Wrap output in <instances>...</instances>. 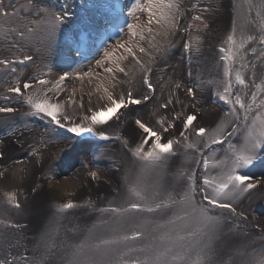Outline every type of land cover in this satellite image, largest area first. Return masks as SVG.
<instances>
[{"label": "snow or ice", "instance_id": "obj_1", "mask_svg": "<svg viewBox=\"0 0 264 264\" xmlns=\"http://www.w3.org/2000/svg\"><path fill=\"white\" fill-rule=\"evenodd\" d=\"M252 7L249 4V13ZM255 7L256 15L264 19V0ZM192 9L198 14L190 15L185 0H132L130 5L124 0H81L79 12L67 0L59 8L51 0H0V40L7 48L0 55V84L11 77L6 94L0 97V128L7 129L6 137L0 138V161L9 159L11 150L27 146L32 158L29 164H49L44 179L51 182L55 180L52 165L58 158H70L78 150L87 154L94 141H120L138 166L135 176L124 175L127 195L123 203L101 210L114 218L108 234L94 236L88 229L70 251L58 252L52 238L58 228L49 227L39 239L37 246L44 248L39 256L11 251L21 246L16 237L0 243V264H57V259L60 264H232L231 254L218 258L217 244L247 235L239 231L240 225L232 217L247 222L240 205L251 200L254 192L264 196V175L252 171L264 164V93L258 96L253 92L246 101L243 93L233 96L232 86L235 81L247 87L243 72L255 66L244 63L242 49L252 41L264 45V30L256 36L239 37V45L235 28L226 33L216 52L224 70L219 80L200 81L194 86L163 75L154 80L157 54L166 56L181 31L187 34L182 45L185 54L191 58L201 52L206 35L212 31L217 6L210 0L203 7L193 4ZM22 11L26 15L22 16ZM185 17L192 23L182 27ZM96 18L115 26L128 39H118L110 46L102 40V49L94 48L89 37L95 31ZM61 33L67 34L69 43L63 60L68 70L49 79L52 68L43 63V57L51 53ZM37 43L40 47L33 50ZM93 50L96 55L89 60L87 53ZM257 59L264 60V49ZM85 78L97 85L88 94L89 104L91 96L97 94V104L92 107H86L83 95L77 99L75 88L69 92L64 87L65 82ZM210 87H215L228 105L222 113L205 109L201 103V94ZM33 119L47 121V126L38 131L29 124ZM125 123L129 124L127 138L110 134L109 129ZM57 130H63V139L53 141ZM238 134L239 141L233 143L230 138ZM53 143L54 155L49 150ZM216 146L222 151L218 157ZM181 148L186 156L193 150V156L203 158L202 184L194 171L180 169L171 184L161 187L159 178ZM102 155L93 154L83 164L90 182L108 183L102 170L93 167ZM13 163L22 165L15 173L21 179L31 174L25 161ZM11 174L4 167L0 179ZM153 176L155 183H147ZM40 187L34 185L31 192ZM4 195L14 209L23 208L17 191ZM81 206L75 201L58 204L54 222ZM145 213L151 215H142ZM133 216L140 219L128 223ZM252 226L260 228V239L264 240V226ZM8 227L21 226L11 223ZM245 264H264V249L251 253Z\"/></svg>", "mask_w": 264, "mask_h": 264}, {"label": "bare ground", "instance_id": "obj_2", "mask_svg": "<svg viewBox=\"0 0 264 264\" xmlns=\"http://www.w3.org/2000/svg\"><path fill=\"white\" fill-rule=\"evenodd\" d=\"M26 0H20V3H25ZM43 3H48L49 0H42ZM73 6V10L79 12V5L81 0H67ZM210 0H185L187 7L191 10L190 15L198 14L192 9L193 4L201 7L206 6ZM217 6V14L212 22V31L208 33L204 39V46L199 54L193 55L191 58L185 54L182 45L187 35L181 31L178 40L179 46L177 48H170L168 54L163 58L157 55L156 61L153 63V79L156 80L160 76H165L171 80H176L188 86H194L200 81L209 82L219 80L223 76V63L216 57V52L219 46H222L223 39L226 38V33L230 29L237 30V45L240 43L239 37H246L248 35H255V32L262 30L264 19L256 15L257 7L261 0H215ZM57 8L64 3V0H51ZM124 3L131 4L132 0H124ZM249 4L254 5L249 13ZM235 5V7H234ZM21 15H26L21 12ZM100 18H96L95 21ZM235 21V23H233ZM192 23V21L185 17L181 21V26ZM101 22L94 23V27L100 28ZM97 45L95 48L104 46L100 42L107 41V45H112L118 39H128L127 36H121L115 26L104 25L97 33ZM66 33H61L53 45L50 54L43 57V63L48 64L52 68V76L49 79L55 78L56 74L62 70H68L64 67L63 60L65 54L69 53V43L66 38ZM110 37V38H109ZM159 39V38H158ZM147 46V45H146ZM40 47L37 43L34 46ZM27 52L28 50L25 49ZM7 52L5 43L0 40V55ZM102 55V51L100 53ZM19 55V53H17ZM96 55V51L87 54L88 59H92ZM257 54H254L256 56ZM253 57V56H252ZM75 60L80 61L79 57H74ZM250 61V58L247 62ZM86 63L87 61H83ZM94 63V61H93ZM215 64V65H214ZM214 65V66H213ZM239 67V65H237ZM28 71H32L29 69ZM97 71H101L97 69ZM192 75L189 76L188 73ZM27 75V72L24 73ZM5 82L0 84V97L6 94L5 89L11 77L4 78ZM97 85L94 82H89L87 78L83 81L72 79L70 82H65L64 87L69 92L73 88L76 89L77 99L80 95L84 96L86 107H92L97 104V94L91 96L92 103L89 104V92L93 91ZM238 85L234 84L233 95L239 94ZM264 93V85L258 90L257 95ZM210 96V100H209ZM63 99V97H61ZM181 99L185 97L181 96ZM201 103L205 109H210L214 113H222L227 110L228 105L221 99L216 92L215 87L205 89L201 94ZM20 107L19 105H15ZM74 107V106H73ZM24 109L21 108V111ZM139 114V113H138ZM165 115L169 113L165 112ZM171 115H174L172 113ZM129 122L132 117H129ZM31 127L42 131L47 126V121L31 120L29 121ZM177 122V128H179ZM244 125L241 123V128ZM129 124H121L117 127L109 129L110 134L128 137ZM63 130H57L53 135V141H60L63 136L60 133ZM7 133L6 128H0V138H5ZM233 143L239 141V134L230 138ZM131 146V141H130ZM227 144L224 145V148ZM217 148V157L222 155L220 146ZM49 150L54 155L56 153V144H50ZM184 149L181 148L177 156L170 162L167 172L159 178L161 187H167L173 181L178 170L194 171L197 178L201 180L205 173L203 167V158L199 155L193 156V150H188L189 155H184ZM30 149L15 148L9 152V159L0 161V170L8 167L10 178L0 179V204L4 205L0 208V222L8 219V224L15 223L21 227L15 229V233L4 231L0 228V243L19 238L21 246L17 248L18 253H25L28 255H40L44 251L43 246H37L41 235L49 229V227H56L58 231L54 234V243L57 245L58 252L70 251V246L81 242L88 232V229L93 230L94 236H103L108 234L110 227L113 226V216L111 213L101 211L102 209H109L116 207L123 203L126 197V189L124 183V175L130 177L135 176L138 166L133 162L131 156L125 149L122 148L120 141H94L93 147L87 154H83L80 150L70 158H58L54 165L55 180L46 182L44 176L47 174L49 164L36 165L32 167L29 161L32 159L29 156ZM103 155L95 161L93 167L98 166L104 173L108 183L90 182L87 175L88 169L83 167L87 164L93 154ZM207 154V153H206ZM22 160L28 164L31 174L21 179L19 175L15 174L16 170L22 165H14V161ZM110 163V164H109ZM117 167L120 171H116ZM253 173L256 175H264V164H259L254 168ZM215 174L214 172L212 173ZM156 177H149L147 183H155ZM39 184L41 187L36 193L31 192V188ZM17 191L20 200L23 201V208L21 210L14 209L11 205L6 203L5 192ZM119 193V195H117ZM67 201H75L82 205L75 209L68 210L59 220L54 222L57 209H52L49 202L64 203ZM90 201V204H86ZM240 209L245 211L248 216V221L232 217L235 223L240 225L239 231L246 232V236L241 238H226L218 242L217 251L218 258H228L231 254L232 264H245L251 253L260 249H264V240L260 239V228L252 225L264 226V196L259 192L253 193V198L245 201L240 205ZM238 209V210H240ZM217 212H222L224 215H229L225 210L216 209ZM151 215V214H142ZM157 218H160L159 215ZM140 217L133 216L128 223L138 222ZM11 229V228H10ZM78 229V231H76ZM14 230V229H13ZM235 231V230H233ZM230 237V233H229ZM237 251L243 253L238 255ZM57 264H60L57 259Z\"/></svg>", "mask_w": 264, "mask_h": 264}, {"label": "rangeland", "instance_id": "obj_3", "mask_svg": "<svg viewBox=\"0 0 264 264\" xmlns=\"http://www.w3.org/2000/svg\"><path fill=\"white\" fill-rule=\"evenodd\" d=\"M262 30H264V24L262 25ZM261 31L260 32L256 31L254 36L259 35L261 33ZM180 35H181V33H179L178 36L175 37L174 48H177L179 46L178 40H179ZM262 49H264V45L258 44L256 41H252V42L247 43L245 45V47L242 49V52L245 55L244 63L246 65H254L255 67L254 68L249 67V69H246L243 72L244 78L248 82L247 87H245L243 85H239L235 81L233 82L232 87L234 90V84H237L238 85L237 89H238L239 94L243 93L246 101L248 100V98H250V96L253 92H255L257 94L258 90L264 85V60H258L257 59V56L261 55ZM254 54H257V55L254 56ZM249 58H250V61L247 62ZM144 59H147V57H144ZM221 63H223V62H221ZM58 204H60V202H57V203L49 202V205L51 206L52 209H56V206ZM3 207H4V205L0 204V208H3ZM8 223H9L8 219H4L3 221L0 222V228H2L4 231H8L10 233L12 232L14 234L15 229L14 230L12 228L10 229V227H8V225H9ZM11 251H13L14 253H18L17 248L11 249Z\"/></svg>", "mask_w": 264, "mask_h": 264}]
</instances>
